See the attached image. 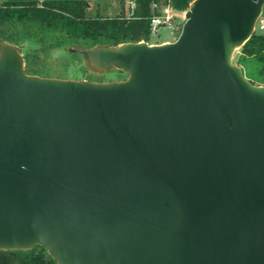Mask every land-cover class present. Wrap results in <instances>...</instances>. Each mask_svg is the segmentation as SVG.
I'll return each instance as SVG.
<instances>
[{
	"label": "water",
	"instance_id": "95a60500",
	"mask_svg": "<svg viewBox=\"0 0 264 264\" xmlns=\"http://www.w3.org/2000/svg\"><path fill=\"white\" fill-rule=\"evenodd\" d=\"M264 0H193L177 39L97 45L116 82L28 75L0 40V250L58 264H264Z\"/></svg>",
	"mask_w": 264,
	"mask_h": 264
},
{
	"label": "trees",
	"instance_id": "16d2710c",
	"mask_svg": "<svg viewBox=\"0 0 264 264\" xmlns=\"http://www.w3.org/2000/svg\"><path fill=\"white\" fill-rule=\"evenodd\" d=\"M153 1L136 0L132 17L126 18L120 13L90 15L88 0H0V40L19 47L26 74L44 77L31 63L36 52L47 54L56 49L74 61L75 56L83 59L84 52L97 45L148 42ZM192 1L172 0V5L182 11ZM233 63L250 83L264 86V33L253 31ZM0 264L58 263L44 246L36 244L26 250H0Z\"/></svg>",
	"mask_w": 264,
	"mask_h": 264
},
{
	"label": "rangeland",
	"instance_id": "374dc122",
	"mask_svg": "<svg viewBox=\"0 0 264 264\" xmlns=\"http://www.w3.org/2000/svg\"><path fill=\"white\" fill-rule=\"evenodd\" d=\"M115 0H91L90 3L95 7L88 11V14L93 15L98 12L100 14L105 12V7ZM187 10V9H186ZM117 13H114L116 15ZM113 14L111 16H114ZM183 23L173 31L167 28H160L159 34L150 38L149 44H162L167 42H173L180 34ZM239 48H236L233 56L238 52ZM36 56L31 59L32 66L38 69L44 77L85 80L90 82H116L122 81L127 78V74L121 71H117L115 68L100 69L92 65L90 60H87L86 56L79 58L74 57V61H71L69 57L62 55L59 50H51L47 54L44 52H36ZM85 54V53H84ZM78 64L83 65L79 67Z\"/></svg>",
	"mask_w": 264,
	"mask_h": 264
},
{
	"label": "built area",
	"instance_id": "2783aa9c",
	"mask_svg": "<svg viewBox=\"0 0 264 264\" xmlns=\"http://www.w3.org/2000/svg\"><path fill=\"white\" fill-rule=\"evenodd\" d=\"M122 3L123 10L120 14H123L126 18L132 17L136 0H122ZM185 13L186 10H177L172 5V0L153 1L151 3V16L149 18V39L158 35L160 28H167L173 31L178 27V23H184ZM254 31L264 33V1L261 13L256 19Z\"/></svg>",
	"mask_w": 264,
	"mask_h": 264
},
{
	"label": "crops",
	"instance_id": "0c3cea01",
	"mask_svg": "<svg viewBox=\"0 0 264 264\" xmlns=\"http://www.w3.org/2000/svg\"><path fill=\"white\" fill-rule=\"evenodd\" d=\"M91 0H88V11H90L91 9H94L95 7L90 3ZM123 10V3L122 0H115L114 2L110 3L109 5H107V7H105V12L102 13L101 15L104 16H111L112 14L114 15V13H121Z\"/></svg>",
	"mask_w": 264,
	"mask_h": 264
}]
</instances>
